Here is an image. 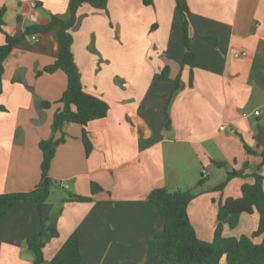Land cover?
<instances>
[{
	"label": "crops",
	"instance_id": "1",
	"mask_svg": "<svg viewBox=\"0 0 264 264\" xmlns=\"http://www.w3.org/2000/svg\"><path fill=\"white\" fill-rule=\"evenodd\" d=\"M187 3L192 70L180 65L186 52L184 17L175 0H108L107 9L80 7L73 30L74 59L85 89L110 108L107 116L87 126L89 154L83 126L64 124L65 140L57 145L49 170L54 180L49 198L41 206L16 203L0 218V264L34 263L26 239L40 231V211L59 232L44 246L46 261L78 231L82 264H145L151 237L163 230L149 193L156 187L184 190L181 180L186 189L192 188L201 167L208 181L190 202L188 214L198 237L213 239L220 202L240 197L242 184L254 178L235 177L223 190H215L227 168L212 160L226 161L229 169L249 162L248 173L262 160L246 151L243 139L258 152L264 148V0ZM68 6L69 0H0V8L6 7L5 30L15 36L33 23H48L53 14L67 19ZM61 29L59 24L46 34L26 37L4 63L0 194L34 189L41 179L40 141L62 136L53 132L52 123L62 107L67 75L61 69L38 73L57 59ZM140 30L144 39H138ZM152 30L153 38L148 34ZM208 36L217 39L215 44ZM4 43L0 31V45ZM165 66L169 79L155 82ZM41 101L50 105L42 107ZM92 183L102 190L93 193ZM75 195L92 200L78 201ZM258 224L254 210L243 213L235 229L225 224L223 233L250 236ZM254 240L261 242L262 236ZM220 264H228L225 256Z\"/></svg>",
	"mask_w": 264,
	"mask_h": 264
},
{
	"label": "trees",
	"instance_id": "2",
	"mask_svg": "<svg viewBox=\"0 0 264 264\" xmlns=\"http://www.w3.org/2000/svg\"><path fill=\"white\" fill-rule=\"evenodd\" d=\"M176 10L184 17L182 24V41L186 47L181 67L189 65L191 70L194 66L195 55L191 49L190 13L187 0H175ZM145 4H151L152 0H143ZM90 5L94 9H107L108 0H69L68 18L63 19L58 15H51L48 23H33L25 28L19 36L9 34L5 30L4 15L6 7L0 8V31L5 34V43L0 45V93L3 89L4 63L14 48L26 37L32 35L46 34L54 27L61 24L59 33V55L57 59L45 66L38 73L55 72L63 70L68 78V84L59 99L62 107L56 111L53 118V132L61 131L59 139L49 138L40 141L42 150L41 179L38 185L29 191L7 192L0 194V218L7 215L16 203L35 202L41 206L51 193L54 180L49 174L52 159L56 147L65 140V133L62 131L66 122H74L83 126L82 139L87 154L92 149L87 126L90 121L104 118L109 111V103L98 95L88 92L81 79L80 70L75 62L72 45L74 42L73 30L79 22L78 10L83 5ZM206 39L215 44L217 39L208 36ZM169 66H165L155 77V82L169 79ZM176 86H180V75L175 78ZM193 84V74H190V85ZM49 101H41L42 107H48ZM243 139V138H242ZM244 148L249 154H259L261 162L255 169L248 173L250 163L245 162L240 169H229L226 161L213 159L212 162L218 167L227 168L226 178L216 184L213 189L223 190L226 184L235 177L244 178L252 176L254 181L244 182L241 186L240 197H227L220 202L218 211V223L211 241L198 237L196 230L191 223L188 206L190 202L204 191L208 181L206 171L196 186L187 189L170 191L166 187H156L148 195L157 208L163 219V230L150 239L149 257L145 264H220L223 256L228 264H264V175L261 173L264 165V148L260 152L244 141ZM102 188L92 183V192L95 193ZM75 200L90 201L92 197L74 196ZM256 210L259 214L257 229L249 236L242 234L236 236H225L224 225L230 229L238 227L240 217L243 213H252ZM41 229L38 233L30 235L26 244L35 253L33 264H82L83 254L81 249V236L74 231L64 242L61 248L49 261L44 257V246L46 242L58 236V228L50 217L40 211ZM262 236L261 242H255L254 238Z\"/></svg>",
	"mask_w": 264,
	"mask_h": 264
},
{
	"label": "rangeland",
	"instance_id": "3",
	"mask_svg": "<svg viewBox=\"0 0 264 264\" xmlns=\"http://www.w3.org/2000/svg\"><path fill=\"white\" fill-rule=\"evenodd\" d=\"M152 33V38L154 36V31L152 30L151 32H148V34H151ZM143 32L140 30L138 33H137V36H138V39H144V36H143ZM146 34V33H145ZM201 170H202V167L200 169V172L198 174V178L201 177ZM207 173V171H206ZM214 180H217V175L216 176H213ZM181 184H182V187L181 188H185L186 189V186H187V183L185 180H181Z\"/></svg>",
	"mask_w": 264,
	"mask_h": 264
},
{
	"label": "built area",
	"instance_id": "4",
	"mask_svg": "<svg viewBox=\"0 0 264 264\" xmlns=\"http://www.w3.org/2000/svg\"><path fill=\"white\" fill-rule=\"evenodd\" d=\"M33 5L35 6V5H36V3L34 2V3H33ZM255 114H256V115H258V114H259V111H255ZM221 129H225V126H224V125H222V126H221Z\"/></svg>",
	"mask_w": 264,
	"mask_h": 264
}]
</instances>
